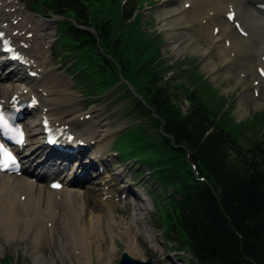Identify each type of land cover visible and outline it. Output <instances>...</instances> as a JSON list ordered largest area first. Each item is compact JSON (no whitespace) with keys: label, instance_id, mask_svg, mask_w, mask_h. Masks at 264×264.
I'll return each mask as SVG.
<instances>
[{"label":"bare ground","instance_id":"6f19581e","mask_svg":"<svg viewBox=\"0 0 264 264\" xmlns=\"http://www.w3.org/2000/svg\"><path fill=\"white\" fill-rule=\"evenodd\" d=\"M259 5H264V0H161L155 18L172 54L191 55L176 64L189 59L193 65L199 57L212 80L236 90L242 88L246 96L258 99L264 95V74L259 73L264 72V11ZM228 14H234L232 22ZM52 26L54 21L28 14L14 0H0V33L20 58L10 65L0 55V104L36 102L27 112L31 119L24 124L27 140L21 162L25 173L19 177L0 173L1 232L17 241H28L33 264H51L40 253L46 242L55 249L54 257H66L70 264H113L116 240L121 237L126 238L127 251L137 256L143 253L138 240L159 251L156 237L149 229H142L140 220L145 218H137L141 210L135 203L126 202L125 208L119 209L121 195L103 179L102 193L83 190L85 182L99 176V167L109 170L107 153L115 131L103 117L104 111L79 113L73 106L77 97L55 84L58 80L47 69L49 61L45 59L53 41ZM131 57L137 59L136 54ZM30 73L35 77L30 78ZM205 88L212 99L217 97L207 83ZM245 102L239 101V116L248 112ZM43 120L82 144L83 151L71 156L65 166L52 164L42 145ZM249 121L245 124L250 127L244 131L264 125L260 114ZM115 177L121 178L122 173ZM52 179L63 183L60 190L49 188ZM120 189L141 200L131 184H121ZM131 210V222L116 219V213L128 215Z\"/></svg>","mask_w":264,"mask_h":264},{"label":"trees","instance_id":"16d2710c","mask_svg":"<svg viewBox=\"0 0 264 264\" xmlns=\"http://www.w3.org/2000/svg\"><path fill=\"white\" fill-rule=\"evenodd\" d=\"M88 2L50 0L40 6L66 18L61 27L72 50L79 52L75 66L87 68V74L92 70L93 78L105 76L106 84L95 81L100 87L107 89L118 81L116 63L125 70L128 56L145 57L150 65L151 75L142 85L149 107L146 112L160 121L163 147L171 154L163 160L158 158L156 164L164 167L154 168V179L174 192L166 216L184 234L192 256L202 264H264V139L252 140L243 149L237 137L250 127L245 124L250 121L232 124L230 119L211 112L196 93L188 94V111L182 115L173 104L176 96L170 88L157 82L158 38L142 42L143 49L137 50L131 49L135 44L126 33L128 48L114 51L110 23L95 21L92 16L94 25L90 24ZM92 26L95 35L86 30ZM202 95L211 101L208 94ZM170 161L177 166L168 167Z\"/></svg>","mask_w":264,"mask_h":264},{"label":"rangeland","instance_id":"374dc122","mask_svg":"<svg viewBox=\"0 0 264 264\" xmlns=\"http://www.w3.org/2000/svg\"><path fill=\"white\" fill-rule=\"evenodd\" d=\"M14 1L23 11L33 15L26 6L35 4L37 0ZM41 1L50 2V0ZM88 1V7L95 21H107L110 23L112 33L110 41H115L116 43V49H113V47L110 49L114 51L127 49L128 46L125 47L124 40L126 33L130 34V38L135 44L131 46V49L138 47L137 50L143 49L142 42L145 43L148 39L158 38L156 53L160 55V58L157 65L159 69L156 73L158 74L156 77L157 82H160L159 85H165L170 88V92L176 96L173 104L180 109L182 115L188 111V94L196 93L211 112L216 113L219 117L222 116L230 119L232 124L251 120L253 116L259 114L261 115V119L264 120V95L262 98L253 99L251 95L246 96L242 88L236 90L228 87L227 84L222 85L221 81L212 80L209 74L202 69L201 58L198 57L191 62L194 63L193 67H195L197 74L201 76L202 81L209 83L211 88L216 90V95L219 97L216 100L211 99V101L203 98L202 90L198 83H196V80H191L189 76V59L176 64L178 60L189 58L191 55L181 53L178 56H174L169 50V44L165 38V34L157 28L155 15L161 5V0H145V2L143 0ZM37 11L42 14V17L39 16L40 14L33 15L34 17L42 20L56 19L55 25L52 26L54 32L53 41L49 43L45 54V59L49 61L47 69L58 80L55 84L61 90L67 88L70 93L77 97V101L75 104L73 103V106L79 113H85L90 109L104 111L103 117H106L107 122H111L110 128H114L115 131L112 144L107 153L109 170H103L99 172V176H95L92 180L85 182L83 184V190H89L93 194L102 193L100 180L103 179L111 189L118 190L119 195H121L119 196L118 208L124 209L126 202L135 203L137 209L141 210L137 218H145L143 221L140 220L142 229H149L156 237L155 243L159 251L152 250L149 244L138 240L143 250L141 256L127 251L126 238L121 237L119 240H116L113 264H118L122 252L127 253L132 259L138 261H147L150 259L152 264H194L189 253L183 250L185 247L183 244L185 243L183 235L176 231L172 225L173 221H170L166 216L171 207L168 199L173 196V190L167 188L165 184L160 185L159 181L154 179L157 175L153 176L149 174V169H163L164 167L161 164H154L153 161L155 159L161 158L163 160L170 154L167 152L169 150L163 147L165 142L163 140L164 135L162 136V127L159 124L160 121L153 114L144 113V110L139 107V104L135 100L141 94L137 84L145 81L151 75L148 69L150 65L146 64L145 57L134 59L128 56L130 62L129 68L126 72H122L120 76L129 83L134 82L136 84L133 86L135 93L128 86L120 87V81L107 89L96 85V80L105 82V84L106 81L103 77H98L97 75L96 78H93L92 70L89 72L90 75L88 74L87 79H85L86 75L84 71L81 75L82 78H76L75 76V79H72L71 75L75 72L74 69L77 70L81 67L80 65L78 67L74 66L75 59L77 58V55L74 54H78L79 52L71 54L73 47H70L68 44V39L65 37L64 32L60 31L61 27L57 26L60 20L57 19V16L51 17L50 15H46L47 12L45 10L40 9ZM129 12V16L132 15V18L130 21L124 22V15ZM139 35L141 39H138ZM89 52L91 51L88 50ZM121 69L124 70L123 68ZM108 83H110V80H108ZM233 85V82H231L230 86ZM240 99L246 101L245 105L248 108V112L244 116H239L237 112ZM256 102L262 106L257 107ZM90 103L92 105L87 107ZM213 106L217 109L212 108ZM255 139H264V125L255 130L248 131L246 129V131H243L237 137V144L245 149L248 147L249 142ZM115 148L121 152H129L131 156L138 160L134 159L133 161L132 159L127 160V158L119 157L113 151ZM231 161H234V153H231ZM166 165L170 168H175L177 163L170 161ZM117 172L122 173L121 178L115 177ZM141 175H143L142 178H140ZM121 184H131L139 198H141V202L140 199H135V195H129L123 192L120 189ZM101 197L100 195L98 198ZM133 215L134 211L131 210L128 215H123L119 212L115 214V217L117 220L124 219L127 223L131 222ZM1 229L0 264H33L29 254V242L23 240L17 241L12 236H5L2 234ZM107 246L108 240L104 248L106 249ZM43 247L40 253L44 258L50 260L51 264H70L66 257H54L55 249L51 243L46 242Z\"/></svg>","mask_w":264,"mask_h":264},{"label":"snow or ice","instance_id":"6c2138e0","mask_svg":"<svg viewBox=\"0 0 264 264\" xmlns=\"http://www.w3.org/2000/svg\"><path fill=\"white\" fill-rule=\"evenodd\" d=\"M231 18V17H230ZM3 33H0V40H3ZM264 74V72H262ZM6 121L3 118V115L0 114V126H6ZM16 163L15 158L10 151L4 148L3 145H0V168H8L14 166Z\"/></svg>","mask_w":264,"mask_h":264},{"label":"water","instance_id":"95a60500","mask_svg":"<svg viewBox=\"0 0 264 264\" xmlns=\"http://www.w3.org/2000/svg\"><path fill=\"white\" fill-rule=\"evenodd\" d=\"M119 264H151V260H148L147 262H141L131 259L126 253H123L121 255Z\"/></svg>","mask_w":264,"mask_h":264}]
</instances>
